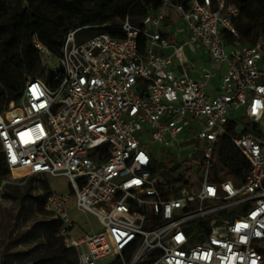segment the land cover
Masks as SVG:
<instances>
[{
  "label": "built area",
  "instance_id": "built-area-1",
  "mask_svg": "<svg viewBox=\"0 0 264 264\" xmlns=\"http://www.w3.org/2000/svg\"><path fill=\"white\" fill-rule=\"evenodd\" d=\"M237 15L224 0H161L141 27L125 18L121 36L69 31L58 55L33 36L56 67L27 78L0 112V153L15 184L67 179L69 192L52 191L44 209L77 264H264V38L242 43ZM220 137L248 162L240 183L211 179ZM159 148L187 179L168 195ZM73 201L99 228L71 217Z\"/></svg>",
  "mask_w": 264,
  "mask_h": 264
},
{
  "label": "trees",
  "instance_id": "trees-1",
  "mask_svg": "<svg viewBox=\"0 0 264 264\" xmlns=\"http://www.w3.org/2000/svg\"><path fill=\"white\" fill-rule=\"evenodd\" d=\"M171 1L184 7L190 2ZM224 1L226 7L238 8V15L233 24L242 43L251 44L258 37L264 38V0ZM160 3L161 0H0V112L11 100L19 97L25 81H22V71H28L32 77L43 75L39 53L32 41L34 35L52 54L58 55L64 37L69 31L80 28L75 33L77 41L85 39L80 37L85 32L89 37L102 32L111 36H121L119 25L125 18L141 27L143 18L156 10ZM145 46L146 38L140 35L138 37L140 54L143 53ZM48 74H45L44 80L48 79ZM0 157L2 166L8 172L1 153ZM212 160L215 170V175L211 176L213 181L231 179L234 183H240L249 168L246 159L225 137L218 139ZM39 177L41 176L28 177L22 189L17 186L18 184L10 185L4 182L2 190L5 194L14 196L20 203L18 212L25 200L37 198L31 191L33 181ZM186 180V176L177 167L165 169L163 193L165 195L175 193ZM43 191L41 199L44 201L51 193L48 183ZM51 221L49 228L54 231L60 242L57 250L46 260H61L65 253L70 251L76 254L74 249L65 247L61 237L57 235L59 220L52 218ZM70 264L77 262L72 261Z\"/></svg>",
  "mask_w": 264,
  "mask_h": 264
},
{
  "label": "rangeland",
  "instance_id": "rangeland-1",
  "mask_svg": "<svg viewBox=\"0 0 264 264\" xmlns=\"http://www.w3.org/2000/svg\"><path fill=\"white\" fill-rule=\"evenodd\" d=\"M169 26L172 30H177L182 27V22L180 20L170 22ZM80 37L86 38L89 36L85 32ZM170 39L173 40L176 37L171 34ZM39 60L43 68V75L36 77L44 80L47 71L53 72L55 70L56 60L46 54H42V56L39 54ZM190 60L194 61L196 65L206 63L203 56H191ZM225 66L223 64V71ZM29 77H32V75L28 71H22V81ZM234 116L241 125L244 121L243 116L240 113H235ZM166 154L167 158H165V151L159 148L158 153H154V157L162 168L168 169L172 164L171 151H166ZM18 172H14V174ZM9 178L10 174L2 166L0 157V187L3 182L16 185L14 182H10ZM47 183L51 188V192H69L66 178L61 176L39 177L35 181L36 187L34 190L37 198L25 200L19 212L20 203L17 198L8 196L4 190L0 189V264H70L72 261L77 262L76 254L71 251L65 253L64 258L61 260H46L57 250V245L60 242L54 231L49 228L52 217L44 209V201L41 199L44 194L43 188ZM17 186L21 189L24 187V185ZM70 215L82 225L84 230H88L90 227L99 228L97 218L90 213L78 212L74 207V201L70 206ZM115 262L116 256H109L102 259L99 264H115ZM116 264H119V262H116Z\"/></svg>",
  "mask_w": 264,
  "mask_h": 264
},
{
  "label": "crops",
  "instance_id": "crops-1",
  "mask_svg": "<svg viewBox=\"0 0 264 264\" xmlns=\"http://www.w3.org/2000/svg\"><path fill=\"white\" fill-rule=\"evenodd\" d=\"M188 54H189V52H188ZM198 56H202V55H198ZM203 57H204V59H205V61H206V63L205 64H208V57L207 56H204L203 55ZM193 62V64H195L194 63V61H192ZM195 66H198V65H196L195 64ZM222 69V68H221ZM223 70V69H222ZM219 77H220V75L218 74V73H216L215 75H214V77H213V82L214 83H217L218 81H219ZM37 179V178H36ZM36 179L33 181V189H32V191H31V194L32 195H35V192H34V190H35V181H36ZM3 184H4V182H3ZM3 184H1V187H0V189L2 190V187H3Z\"/></svg>",
  "mask_w": 264,
  "mask_h": 264
}]
</instances>
